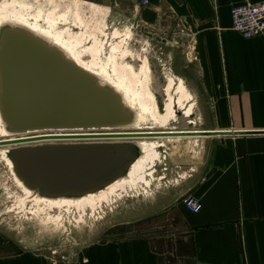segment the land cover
I'll return each mask as SVG.
<instances>
[{
	"label": "crops",
	"instance_id": "1",
	"mask_svg": "<svg viewBox=\"0 0 264 264\" xmlns=\"http://www.w3.org/2000/svg\"><path fill=\"white\" fill-rule=\"evenodd\" d=\"M84 1L122 12L184 51L188 79L209 99L210 131H264V35L243 39L231 19L233 7L264 0ZM210 140L204 168L188 182L203 210L193 214L183 202L175 210L180 246L191 254L135 237L93 244L70 262L22 250L0 264H264V135Z\"/></svg>",
	"mask_w": 264,
	"mask_h": 264
},
{
	"label": "water",
	"instance_id": "2",
	"mask_svg": "<svg viewBox=\"0 0 264 264\" xmlns=\"http://www.w3.org/2000/svg\"><path fill=\"white\" fill-rule=\"evenodd\" d=\"M101 82L33 32L0 29V113L10 134L0 148H8L14 177L34 195L82 199L106 190L129 175L142 155L141 139L264 135L189 130L183 113L176 131H127L136 112Z\"/></svg>",
	"mask_w": 264,
	"mask_h": 264
},
{
	"label": "rangeland",
	"instance_id": "3",
	"mask_svg": "<svg viewBox=\"0 0 264 264\" xmlns=\"http://www.w3.org/2000/svg\"><path fill=\"white\" fill-rule=\"evenodd\" d=\"M15 1L27 3L33 12L38 9L45 12L55 9L59 13L79 16L99 34L103 31L110 33L115 28L123 34L131 33L129 47L132 57L121 61V66L128 65L138 77L143 60L146 59L151 83L150 96L159 103L160 110L166 101L168 77L175 76L176 80H184L188 92L196 100L193 116L196 124L190 126L189 130H212L209 99L199 96L201 92L194 89L188 79L191 75L190 64L184 51L177 48L175 42H166L162 34L132 23L133 19L120 11H110L96 3L84 0H0V3L12 6ZM86 59L90 60V57ZM207 139L167 140L170 147L162 149V163L153 176L148 177L151 181L149 186L140 185L114 205H104L96 212V217L88 211L85 223L77 222L81 214L75 208L70 209L68 214L65 208L64 211L55 209L52 215L46 216L49 219L48 225L37 221L32 211L27 215L23 209H19L18 198L24 197V193L0 149V256L30 250L46 255L53 261L70 262L93 244L135 237L151 238L161 252L178 250L186 255L191 254L189 244L183 248L180 246L181 236L176 225L175 210L185 197L190 196L188 188L191 183L188 182L191 177L204 168L205 148L208 147V141H211ZM34 206L33 202L27 204L29 209ZM58 216L64 219V228L55 222ZM181 263L188 264L186 258Z\"/></svg>",
	"mask_w": 264,
	"mask_h": 264
},
{
	"label": "bare ground",
	"instance_id": "4",
	"mask_svg": "<svg viewBox=\"0 0 264 264\" xmlns=\"http://www.w3.org/2000/svg\"><path fill=\"white\" fill-rule=\"evenodd\" d=\"M31 8L27 3L19 1H15L12 6L0 3V29L6 25H12L33 32L60 48L79 67L98 77L102 81L101 85L108 84L114 87L122 95L126 104L136 112V120L131 130L127 131H176L175 126L179 123V114L181 113L189 120L190 126L196 124L193 118L196 100L188 92L184 80L181 78L176 80L175 76L168 77L165 88L166 101L160 110L159 103L150 96L151 83L146 59L143 60L138 77L128 65L121 66V61L129 60L132 57L129 47L132 39L131 33L123 34L115 28L110 33L103 31L99 34L89 28L79 16L73 17L69 13H59L55 9L45 12L43 9L35 10L34 8L33 12ZM87 57H90V60L86 59ZM9 137L10 134L5 129L0 113V141ZM167 140L170 139L139 140L143 152L132 166L129 175L106 190L82 199L50 200L40 198L26 189L15 177L19 188L24 193V197L18 198L19 209H23L27 215L32 211L36 214L37 221L42 225H48L49 219L46 216L52 215L55 209L63 210L65 208L68 214L70 209L75 208L77 209L75 211L81 214V218L77 222L85 223L88 211H91L96 217V212L100 211L104 205L112 206L126 197L130 191L139 188L140 185H150L151 181L148 177L153 176L158 165L162 163V149L170 147ZM0 149L12 169L10 161L6 158L8 148ZM30 202L35 204L31 209L27 207ZM63 220L58 216L55 222L64 228Z\"/></svg>",
	"mask_w": 264,
	"mask_h": 264
},
{
	"label": "built area",
	"instance_id": "5",
	"mask_svg": "<svg viewBox=\"0 0 264 264\" xmlns=\"http://www.w3.org/2000/svg\"><path fill=\"white\" fill-rule=\"evenodd\" d=\"M147 5L149 0H140ZM232 28L243 39L251 40L264 35V1L258 3H245L231 9ZM185 208L199 214L203 210V204L193 196H187L183 200Z\"/></svg>",
	"mask_w": 264,
	"mask_h": 264
}]
</instances>
